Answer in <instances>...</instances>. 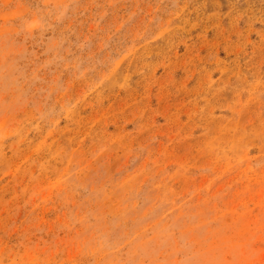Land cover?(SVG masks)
Instances as JSON below:
<instances>
[{
  "label": "rangeland",
  "instance_id": "rangeland-1",
  "mask_svg": "<svg viewBox=\"0 0 264 264\" xmlns=\"http://www.w3.org/2000/svg\"><path fill=\"white\" fill-rule=\"evenodd\" d=\"M0 264H264V0H0Z\"/></svg>",
  "mask_w": 264,
  "mask_h": 264
}]
</instances>
